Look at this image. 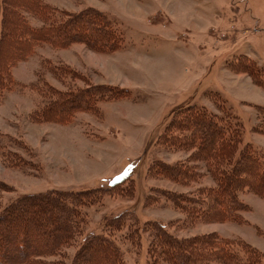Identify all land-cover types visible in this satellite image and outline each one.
I'll return each mask as SVG.
<instances>
[{
    "label": "rangeland",
    "instance_id": "rangeland-1",
    "mask_svg": "<svg viewBox=\"0 0 264 264\" xmlns=\"http://www.w3.org/2000/svg\"><path fill=\"white\" fill-rule=\"evenodd\" d=\"M41 1L59 13L101 11L115 22L122 41L110 53L80 43L63 48L43 45L10 68L16 87L0 98V181L10 190L0 193V207L22 194L50 189H107L129 175L132 183L83 209L81 235L49 264H70L90 233L130 234L129 221L135 223L140 240L121 239L126 264H149L154 224L180 239L211 233L235 239L260 252L264 264V193L246 192L245 182L251 180L239 181L244 184L240 199L247 208L232 222L188 218L183 224L184 210L168 198L192 196L196 188L214 184L211 168L191 142L190 128H182L177 116L172 117L180 106L204 108L220 125L231 114L241 125L238 149L250 143L264 153V0ZM30 22L39 25L34 19ZM6 46H1L3 54L9 53ZM88 84L127 92L98 103L95 111L80 110L68 124L55 117L41 122L31 116L55 102L38 90L41 85L65 92ZM124 212L137 220L123 217L119 230L104 229L105 220ZM154 264L165 263L157 256Z\"/></svg>",
    "mask_w": 264,
    "mask_h": 264
},
{
    "label": "trees",
    "instance_id": "trees-1",
    "mask_svg": "<svg viewBox=\"0 0 264 264\" xmlns=\"http://www.w3.org/2000/svg\"><path fill=\"white\" fill-rule=\"evenodd\" d=\"M30 19L39 25L31 24ZM115 26L106 14L93 8L66 14L57 12L41 0H0V98L16 87L11 80L10 68L27 60L36 48L43 45L63 48L80 43L99 52H114L122 41ZM5 44L9 53L3 54L1 46ZM256 70L251 71L254 76L258 75ZM38 90L53 97L55 102L36 110L31 116L41 122L55 117L56 121L67 124L73 121L77 112L95 111L98 103L109 98L115 100L120 98L121 92H127L93 84L85 88L72 86L65 92L46 85H41ZM175 116L182 122V128H190L189 132L194 136L191 142L197 154H203L201 160L211 168L208 172L214 181L213 185L196 188L192 192L196 197L193 194V197L168 195L173 204L184 210L183 224L188 218L192 221L205 219L208 223L238 220L247 208L240 199L244 184L239 181L243 178L251 180L245 182L243 189L246 192L264 193V153L250 143L238 149L242 142L241 125L231 114L227 113L224 125H220L215 122L218 117L213 113L185 104L174 111L172 117ZM242 168L250 172H241ZM164 170L180 175L170 167H164ZM186 173L183 171L182 174ZM189 177L183 179L188 181ZM252 180L255 181L253 184ZM128 182L132 183V179L126 175L111 182L107 189L100 186L90 190L50 189L22 194L0 207V264H49L50 258L63 255L81 235L86 217L83 209L100 204L103 194ZM9 190L0 181V193ZM127 216L137 220L131 212H124L105 220L104 229L119 230L123 224L121 220ZM129 222L126 226L131 229L130 234L116 237L109 232L106 235L104 231L90 233L76 248L70 264H126L121 239L140 240L136 235L138 229H133L135 223ZM151 230L147 249L149 264H154L157 256L165 264H262L260 252L242 246L235 239L219 237L215 233L180 239L160 224L152 225ZM240 252L243 255L239 256ZM58 262L50 261L51 264Z\"/></svg>",
    "mask_w": 264,
    "mask_h": 264
}]
</instances>
